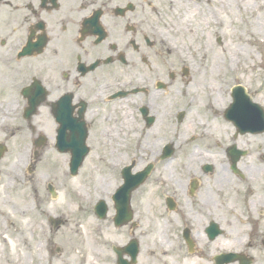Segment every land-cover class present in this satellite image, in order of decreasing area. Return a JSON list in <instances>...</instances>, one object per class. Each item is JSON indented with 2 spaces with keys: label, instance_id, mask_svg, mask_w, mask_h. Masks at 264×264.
Returning a JSON list of instances; mask_svg holds the SVG:
<instances>
[{
  "label": "flooded vegetation",
  "instance_id": "1",
  "mask_svg": "<svg viewBox=\"0 0 264 264\" xmlns=\"http://www.w3.org/2000/svg\"><path fill=\"white\" fill-rule=\"evenodd\" d=\"M166 5V0H0V228L8 229L6 209L20 199L23 185L34 205L28 213L15 209V218H39V164L50 154L68 160L73 155L57 145L59 137L83 142L88 156L100 127L105 135L122 123L142 133L163 125V146L170 144L163 153L137 140L125 161L113 158L112 190L89 201L92 214L109 225L99 233L96 252L90 259L84 253L81 263L264 264V61L256 78L231 72L225 61L210 71V63L190 58L188 47L177 61L162 59L174 30ZM207 69L209 78L201 81ZM222 69L220 78L213 76ZM125 133L118 147L130 131ZM141 143L149 149L141 151ZM159 164L163 189L153 192L145 185ZM149 165V175L139 174ZM155 197L158 215L146 225L137 209ZM100 201L106 212L97 217L94 206ZM23 227L17 230L26 240L30 227ZM160 228V247L148 249L144 238ZM121 230L124 238L105 243ZM19 241L14 264H51L53 256L41 261L37 248ZM3 250L0 264H11Z\"/></svg>",
  "mask_w": 264,
  "mask_h": 264
},
{
  "label": "rangeland",
  "instance_id": "2",
  "mask_svg": "<svg viewBox=\"0 0 264 264\" xmlns=\"http://www.w3.org/2000/svg\"><path fill=\"white\" fill-rule=\"evenodd\" d=\"M217 1L222 6L223 3H227L225 8H223V12L221 11L222 13H220L223 17L225 14L227 16V20L220 27L221 31L217 30V26L210 21L207 16V12L210 10L205 8L199 0H166L167 9L165 12L173 19V26L171 27L174 30L169 31L170 37L166 40L167 46H165L161 58L163 59L164 56L170 61H177L179 58L177 50L180 47H188L189 49H193L192 51L194 52L192 45L197 46L202 41L208 40L209 44L214 48L215 53L220 54V59H223L228 64L231 59L233 60L230 66L231 72L259 78L260 72L263 71L259 68V62L261 58L264 61V7L260 5L261 2L263 4V1ZM217 14L215 12V15ZM201 19L205 20V22H201ZM169 27L167 29H170ZM218 38L221 39L220 42H218ZM167 49L171 50V54L166 51ZM191 56H195L196 61H201L203 65L210 63L208 55L195 53L190 54V58ZM190 58L185 57L184 62L187 63ZM194 63L195 61L192 62V64ZM167 70L173 71V68L168 65ZM230 71L226 70V72ZM223 72L222 69L217 75L213 76L220 75V78ZM208 73L210 74V71L207 69L201 81L207 82L209 78ZM116 114L117 119L114 122L119 123L122 118L118 109ZM129 120L131 122V119ZM109 123H107L109 124L107 128L112 127L111 122ZM101 129L102 127L98 128V133L92 141L91 153L88 155V159H85L76 176L69 174L67 167L68 159L65 156L50 154L41 161L39 164V184L42 188L40 190L42 196L39 197V218L35 217L28 221L26 220V216H24L22 221L19 222L15 218L17 216L14 215L15 209L18 210L19 208L23 213H28L29 209L34 205L31 193L26 185H23L19 190L20 202L16 200L7 207L6 211H9L10 218L7 225L8 229H5L4 224L0 228V251L4 252L3 248L5 249V253L8 254L11 264H14L18 254L20 241L17 227L21 223L26 229V225L30 227L32 223H36L35 227H30L29 231L28 229L25 231L27 238L21 242L25 244L26 241L29 245L37 248V255L35 257L42 256L41 261L47 260L48 255H51L53 256L51 257V264H82L81 259L84 253H87L86 257L90 259L91 253L96 252V244L100 241L99 233L106 231V227L109 225L107 222L109 221L98 220L92 214V204L89 201L93 202L99 195L107 196L109 191L112 190V186L115 183V173L111 171V167L105 169L107 161L109 162L113 158L115 162L119 160L125 161L126 155L133 153L137 140L149 143L152 148L151 151L157 149V146H159V151L163 145V125L158 128H152L146 133H142L139 126L127 127L126 131H130V133L127 134L126 140L124 138L122 147L115 146L114 141L116 140L114 135L110 136L109 133L103 135ZM152 159L153 156H150L145 161H151ZM145 161H141L140 165L142 166ZM162 174L163 166L159 164L155 171L150 174L151 178L145 186L153 192L163 189V184L157 182L158 176ZM48 182L52 183L56 191L55 198H52L46 191L45 185ZM102 186L107 187V193H99ZM145 202L149 206L138 208V215L146 216L147 220L157 216V210H159V206L157 205L159 203L158 198L155 197L153 202L150 203ZM111 207V204H109V211ZM47 208V216H59L68 221L67 225H62L59 229L55 230L54 234L48 231L46 217L44 218V210ZM1 219L2 217L0 218V222ZM145 224H149V220ZM160 229L161 232L153 230L144 238L143 243L146 244L148 249H155L153 247L156 245L160 247L163 228ZM120 233V237L116 235V232L107 235L106 238L109 240L105 241V243L109 244L115 241L116 237L119 240L124 238L122 230ZM4 241L8 244L4 243ZM152 264L157 263L152 262Z\"/></svg>",
  "mask_w": 264,
  "mask_h": 264
},
{
  "label": "bare ground",
  "instance_id": "3",
  "mask_svg": "<svg viewBox=\"0 0 264 264\" xmlns=\"http://www.w3.org/2000/svg\"><path fill=\"white\" fill-rule=\"evenodd\" d=\"M200 1L203 3V6L205 8L208 7L207 3H210V5L216 9V12H218V16L216 15V17L214 19H212V22L217 26V30H220V27L224 24L225 20H227L226 19L227 18L226 14L224 15L225 18L223 17V15H220V13L223 12V8H225L227 3H223V6H222V4H219L217 0H200ZM261 1H263V4L261 2V6L264 7V0H261ZM203 17H204V15H203ZM204 19H205V17H204ZM203 21L205 22V20L201 19V22H203ZM192 47L194 48V52L195 53H197L199 55H206V56L208 55L209 62L211 64L210 67H209L210 71H218L220 69V66L223 63V59L219 58L220 57L219 53L218 54L215 53L214 48L209 44L208 40L202 41L201 43L197 44V46L192 45ZM186 50H187L186 47H183L180 50L181 55L185 54ZM232 63H233V60L231 59L229 61V64L232 65ZM124 127H125V125L122 123V125L118 126L116 129H109V135L110 136L114 135V138L116 140L114 142H115V144H117V146L122 142V138L126 134L125 133L126 132V128H124ZM105 135H106V133H105ZM137 147L141 151H147L149 149L147 143L138 144ZM154 148H156V146H154ZM153 152H155V151H153ZM50 208L53 209L52 207H50ZM23 231H24V227H23ZM19 239L20 240H24L25 239V235L24 236H20L19 235ZM4 243L8 244L6 241H4ZM63 245H64V242H63Z\"/></svg>",
  "mask_w": 264,
  "mask_h": 264
},
{
  "label": "water",
  "instance_id": "4",
  "mask_svg": "<svg viewBox=\"0 0 264 264\" xmlns=\"http://www.w3.org/2000/svg\"><path fill=\"white\" fill-rule=\"evenodd\" d=\"M80 144V141H73L72 142V145H74L72 148H73V150H75L76 152H78L79 151V145ZM73 166H72V168L73 169H75L76 167H77V165L79 164V162H80V158L79 159H73ZM101 206V213L103 214L104 213V211H105V207L104 206H102V204L100 205ZM59 220H57L56 222H54L56 225L57 224H59Z\"/></svg>",
  "mask_w": 264,
  "mask_h": 264
}]
</instances>
